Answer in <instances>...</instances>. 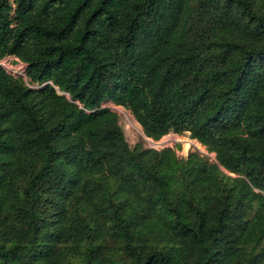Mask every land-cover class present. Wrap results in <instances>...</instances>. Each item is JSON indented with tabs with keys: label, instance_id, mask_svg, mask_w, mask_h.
<instances>
[{
	"label": "trees",
	"instance_id": "trees-1",
	"mask_svg": "<svg viewBox=\"0 0 264 264\" xmlns=\"http://www.w3.org/2000/svg\"><path fill=\"white\" fill-rule=\"evenodd\" d=\"M10 53L0 264H264V0H0Z\"/></svg>",
	"mask_w": 264,
	"mask_h": 264
},
{
	"label": "rangeland",
	"instance_id": "rangeland-1",
	"mask_svg": "<svg viewBox=\"0 0 264 264\" xmlns=\"http://www.w3.org/2000/svg\"><path fill=\"white\" fill-rule=\"evenodd\" d=\"M14 22V20L12 21ZM13 54V53H10ZM17 59H10V62L12 63V72L14 73H19V71L22 69V66L24 64L26 65V62L19 58L16 54H14ZM25 78V77H24ZM42 83H33V86H39ZM59 93H63L66 96L68 94L66 92L60 91L58 89ZM102 105L109 106L112 110H114L117 113L118 116V123L120 124L123 134L127 142L129 143L130 146H133L136 143H139L141 147H150V148H155V149H160L165 146L171 147L175 154L178 157H185L191 150L197 151L201 156H204L208 159H213L214 157V152L209 151L205 145L199 143L195 138L191 137L189 135L188 130H183L181 132H176L172 131L171 133L168 131L166 132V144H161L165 140L159 142V143H154L150 144L146 141L144 137V133L142 131L141 125L138 123V121L135 119L133 114L130 112V110L123 105L120 104H115L111 102L110 100H102L101 101ZM169 133H170V138H169ZM194 139V140H193ZM236 194H232L231 197L234 198ZM252 212V209H250L249 215ZM63 245V244H61ZM260 247L264 248V238L259 244Z\"/></svg>",
	"mask_w": 264,
	"mask_h": 264
},
{
	"label": "built area",
	"instance_id": "built-area-1",
	"mask_svg": "<svg viewBox=\"0 0 264 264\" xmlns=\"http://www.w3.org/2000/svg\"><path fill=\"white\" fill-rule=\"evenodd\" d=\"M10 59H17V57L14 54H6V55L0 57V66H2L9 73H12V74H15V75L19 74V75L25 77V71H24L25 64H24V66H22V69L19 71V73H14V72L11 71L13 65L10 62ZM29 84L33 86L32 83H29ZM169 132L171 133V131H169ZM170 133H169V138H170ZM144 137H145L146 141L148 143H150V144L159 143V142H161V141H163V140H165L167 138L166 137V133L161 135L159 138H153V137L148 136L146 134H144ZM164 137H166V138H164ZM161 144L162 145L166 144V140L164 142H162Z\"/></svg>",
	"mask_w": 264,
	"mask_h": 264
},
{
	"label": "bare ground",
	"instance_id": "bare-ground-1",
	"mask_svg": "<svg viewBox=\"0 0 264 264\" xmlns=\"http://www.w3.org/2000/svg\"><path fill=\"white\" fill-rule=\"evenodd\" d=\"M194 140V139H193Z\"/></svg>",
	"mask_w": 264,
	"mask_h": 264
}]
</instances>
